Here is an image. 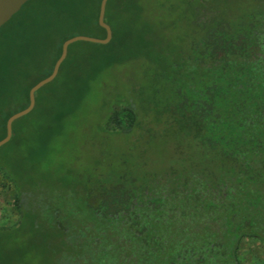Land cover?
Listing matches in <instances>:
<instances>
[{
	"label": "trees",
	"instance_id": "trees-1",
	"mask_svg": "<svg viewBox=\"0 0 264 264\" xmlns=\"http://www.w3.org/2000/svg\"><path fill=\"white\" fill-rule=\"evenodd\" d=\"M209 1L186 0L192 35L176 38L175 20L155 32L142 14L166 0H108L111 41L68 48L0 148L17 215L0 225V264H245V240L258 242L264 264V0L234 19L212 7L201 15ZM100 2L29 0L0 28V141L66 40L105 38ZM130 60L150 75L155 101L110 107L106 129L132 141L106 167L70 135L67 101L78 108L91 81ZM147 143L173 152L148 168Z\"/></svg>",
	"mask_w": 264,
	"mask_h": 264
},
{
	"label": "rangeland",
	"instance_id": "rangeland-1",
	"mask_svg": "<svg viewBox=\"0 0 264 264\" xmlns=\"http://www.w3.org/2000/svg\"><path fill=\"white\" fill-rule=\"evenodd\" d=\"M171 1V2H170ZM203 0H200L202 3ZM180 7V11L174 14L170 3ZM186 0H166V5L162 10L157 7L148 8L142 14L146 17L155 32L170 27L175 20V28H171L173 36L176 38H190L192 35L191 24L193 15L191 8L186 7ZM200 4L203 15L205 8L219 12L220 17L224 10L229 15L225 16L234 19L237 17V11L249 8L250 0H231L223 3L221 0H211L208 3ZM145 68L139 61H126L113 65L102 71L96 80L91 81L89 87L85 89L83 99L78 102V108L75 104V98L67 101L69 106L73 108L74 116L69 123L72 127L69 129L70 135L75 138L82 139L81 145L84 152L98 163L110 166V160L121 162L126 153L122 151L132 141L131 138L123 137L117 141V137H112L106 129V119L110 107L114 103L121 105L131 104L137 108L141 106L151 107L155 101V88L150 87V75L145 72ZM67 90V89H66ZM64 88L58 89V95H65L67 92ZM56 100L51 101L55 103ZM50 103V102H49ZM58 103V102H57ZM166 137V136H165ZM116 141V142H115ZM166 140H163L165 142ZM161 143V142H160ZM142 153L144 162L148 168L154 166L155 161L164 160L173 152V148L169 143L160 147L154 144H146ZM140 149L131 150L135 157H139ZM141 151V150H140ZM96 159V160H95ZM141 159L138 160L139 165ZM17 215L13 208L10 186L4 184L0 179V225H12L16 221ZM263 257L261 246L254 240H245L242 243L241 260L245 264H257Z\"/></svg>",
	"mask_w": 264,
	"mask_h": 264
},
{
	"label": "water",
	"instance_id": "water-1",
	"mask_svg": "<svg viewBox=\"0 0 264 264\" xmlns=\"http://www.w3.org/2000/svg\"><path fill=\"white\" fill-rule=\"evenodd\" d=\"M29 0H0V28L6 24L12 16H14L21 7L28 2ZM108 0H101L100 7H99V15H98V24L101 28L105 30L106 36L104 39L94 38L89 36H75L66 40L61 47V54L60 57L54 64L52 73L45 79L39 81L29 90V105L24 110L15 113L11 117L8 118L6 122V136L0 141V148L6 145L12 138L13 135V124L27 116L35 107V95L36 93L45 87L46 85L50 84L57 76L60 66L63 61L66 59L68 54V48L76 43V42H88L92 44H100V45H107L112 39V30L110 26L105 23V11H106V4Z\"/></svg>",
	"mask_w": 264,
	"mask_h": 264
}]
</instances>
